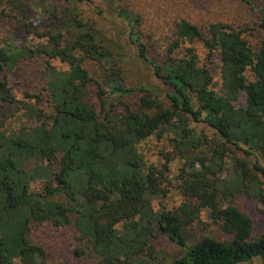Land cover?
<instances>
[{
    "label": "trees",
    "instance_id": "16d2710c",
    "mask_svg": "<svg viewBox=\"0 0 264 264\" xmlns=\"http://www.w3.org/2000/svg\"><path fill=\"white\" fill-rule=\"evenodd\" d=\"M259 1L256 49L244 30L180 19L161 57L148 55L141 16L119 5L120 30L159 83L135 85L124 74L122 45L115 49L81 9L93 0H0L2 19L31 38L0 45V264L43 262V248L29 238L34 224L73 226L95 264H165L155 234L182 251L167 264H264V231L253 234L251 217L230 202L264 201ZM195 43L217 57L218 84ZM29 65L39 90L17 98L9 76ZM150 138L170 147L159 167L139 149ZM174 159L181 164L170 182L180 201L154 206L168 193ZM203 212L226 238L189 243Z\"/></svg>",
    "mask_w": 264,
    "mask_h": 264
},
{
    "label": "rangeland",
    "instance_id": "374dc122",
    "mask_svg": "<svg viewBox=\"0 0 264 264\" xmlns=\"http://www.w3.org/2000/svg\"><path fill=\"white\" fill-rule=\"evenodd\" d=\"M119 5H128V9L141 16L142 27H140V30L148 47V55L151 57L162 56L164 45H168V38L173 23L180 19H187L196 24L222 22L235 29L244 30L245 37L253 49L257 48L262 38L257 29L259 0H110L109 3H100L98 0H93L92 4L91 2L84 3L81 9L84 11L85 16L95 18L94 23L99 31H108L109 36L116 41V45H113V47L116 49L117 44L122 45L124 50L123 61H125L123 62L124 74L127 75V81L135 85L159 83L152 77L148 65L137 57L135 49L128 43L125 28L124 35L123 30H120L123 25L116 19L115 14ZM100 8L102 15H98V9ZM31 16L34 20L38 18L35 12H31ZM29 41H31V38L25 35L20 27L10 20L2 19L0 16V45L5 44V42L22 44ZM192 46H194L200 61L208 63L213 80L218 84L217 57L215 55L209 56V53L199 43H195ZM182 50H176L173 55H181ZM57 66L60 67L58 63ZM37 67L39 68L40 65L37 64ZM35 69L34 65H29L10 74L9 84L17 98H21L23 92L27 90H39V88L33 89V87H36V82L32 75L29 74V72H34ZM22 71L25 73L26 78ZM21 121L22 123H27L25 119ZM196 127L199 129L200 126ZM139 149L147 163L159 167L162 160L161 153L170 150V147L165 142H158L154 138H150L143 141ZM180 164L181 162L178 159L172 161L171 175L167 177L168 181L165 182L166 187H168V193L164 198L154 200V206L160 202L167 207L179 203L180 197L173 189L171 182L175 183L173 177L176 175V170ZM228 201L229 199H225V202ZM230 202L251 217L253 234L264 231V201L259 202L244 195H236L232 199L230 198ZM207 222L206 213L203 212L200 222L197 223L198 225L196 224L192 230L188 231L190 233L189 243L196 236L198 238L203 235L215 239L226 238L217 227L209 222L207 225ZM29 238L32 244L41 246L45 252L41 264H95L96 259L87 252L84 245L78 240L73 226L54 227L49 224H34L31 227ZM151 242L158 258L165 264L171 262L182 253L180 248L176 247L173 242L161 234H155ZM78 247L84 248L85 252L76 256L74 251ZM17 262L19 263V261ZM240 264H260V262L259 260H253Z\"/></svg>",
    "mask_w": 264,
    "mask_h": 264
}]
</instances>
